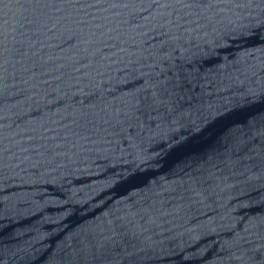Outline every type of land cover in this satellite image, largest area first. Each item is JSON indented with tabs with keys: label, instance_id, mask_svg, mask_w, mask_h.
<instances>
[{
	"label": "water",
	"instance_id": "obj_1",
	"mask_svg": "<svg viewBox=\"0 0 264 264\" xmlns=\"http://www.w3.org/2000/svg\"><path fill=\"white\" fill-rule=\"evenodd\" d=\"M0 264H264V0H0Z\"/></svg>",
	"mask_w": 264,
	"mask_h": 264
}]
</instances>
